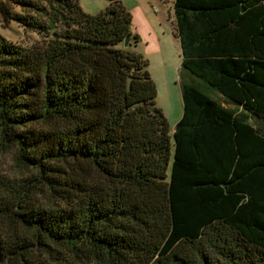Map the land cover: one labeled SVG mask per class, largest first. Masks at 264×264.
Instances as JSON below:
<instances>
[{
	"label": "trees",
	"instance_id": "1",
	"mask_svg": "<svg viewBox=\"0 0 264 264\" xmlns=\"http://www.w3.org/2000/svg\"><path fill=\"white\" fill-rule=\"evenodd\" d=\"M0 14L49 34H0V156L30 170L0 168V264H264V0L175 1L182 66L255 124L182 79L173 134L123 0Z\"/></svg>",
	"mask_w": 264,
	"mask_h": 264
},
{
	"label": "rangeland",
	"instance_id": "2",
	"mask_svg": "<svg viewBox=\"0 0 264 264\" xmlns=\"http://www.w3.org/2000/svg\"><path fill=\"white\" fill-rule=\"evenodd\" d=\"M123 2L133 15V33L139 36V40L132 43L130 48L148 60L147 68L157 86L156 105L164 111L170 124V133L173 134L183 113V100L180 90L182 79L188 80L215 99L220 94L218 90L211 88L202 79L182 68L181 47L174 34V12L171 10L169 1L123 0ZM80 4L85 11L97 13L107 6L108 0H80ZM9 5L13 14L27 16V14L33 13L30 9L12 3V1ZM154 6L158 8V11L154 10ZM33 14L35 17L45 18L42 13L34 12ZM0 34L24 47H30L49 36L47 32L37 31V29L27 27L17 20L5 22L1 14ZM233 107L237 113L247 114L248 121L255 124L254 118L245 110L236 105ZM0 168L12 175L24 176L30 173L29 169L16 166L12 153H5L0 156Z\"/></svg>",
	"mask_w": 264,
	"mask_h": 264
},
{
	"label": "crops",
	"instance_id": "3",
	"mask_svg": "<svg viewBox=\"0 0 264 264\" xmlns=\"http://www.w3.org/2000/svg\"><path fill=\"white\" fill-rule=\"evenodd\" d=\"M164 2L166 1V0H163ZM167 1H169L168 3H169V5L171 6V10H173V12H174V34H175V36H176V17H175V1L176 0H167ZM170 6H169V8H170ZM177 37V36H176ZM178 38V37H177ZM178 40H179V38H178ZM179 42H180V40H179ZM182 57V56H181ZM182 68L185 70V71H189V70H187L186 68H184L183 66H182ZM190 72V71H189ZM191 74H193L192 72H190ZM194 75V74H193ZM196 76V75H195ZM196 77H198V76H196ZM199 78V77H198ZM201 79V78H200ZM204 81V80H203ZM198 82H200V81H198ZM205 82V81H204ZM207 83V82H206ZM192 84V83H191ZM208 84V83H207ZM203 86H205L204 84H202ZM209 86H211L210 84H208ZM195 86V85H194ZM196 87V86H195ZM211 88H214V90H217L215 87H213V86H211ZM199 89V88H198ZM180 90H181V82H180ZM200 90V89H199ZM202 91V90H201ZM203 92V91H202ZM219 92V91H218ZM205 93V92H204ZM207 94V93H206ZM219 96H218V98L217 99H215V98H213V97H211L209 94H207V95H209L211 98H213V99H215L216 101H218L219 103H221V104H223L224 106H226V107H229V108H231V109H233L234 110V107H233V105L235 106H238L240 109H243V107L241 106V105H239V104H236V103H233V102H231L227 97H225L221 92H219ZM243 110H245V109H243ZM235 111V110H234ZM246 111V110H245ZM236 112V111H235ZM251 117H253L248 111H246ZM237 113V112H236ZM244 114V113H243ZM247 115V114H246ZM254 118V117H253ZM249 122V121H248ZM251 123V122H250ZM252 124V123H251ZM254 125V124H253Z\"/></svg>",
	"mask_w": 264,
	"mask_h": 264
},
{
	"label": "water",
	"instance_id": "4",
	"mask_svg": "<svg viewBox=\"0 0 264 264\" xmlns=\"http://www.w3.org/2000/svg\"><path fill=\"white\" fill-rule=\"evenodd\" d=\"M131 38L130 37H126L124 40V46L127 47L130 44Z\"/></svg>",
	"mask_w": 264,
	"mask_h": 264
},
{
	"label": "built area",
	"instance_id": "5",
	"mask_svg": "<svg viewBox=\"0 0 264 264\" xmlns=\"http://www.w3.org/2000/svg\"><path fill=\"white\" fill-rule=\"evenodd\" d=\"M154 10H155V11H158V8H157L156 6H154Z\"/></svg>",
	"mask_w": 264,
	"mask_h": 264
}]
</instances>
